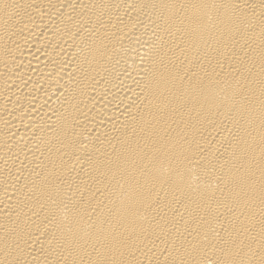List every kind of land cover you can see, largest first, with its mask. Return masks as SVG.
I'll use <instances>...</instances> for the list:
<instances>
[{
  "label": "bare ground",
  "instance_id": "obj_1",
  "mask_svg": "<svg viewBox=\"0 0 264 264\" xmlns=\"http://www.w3.org/2000/svg\"><path fill=\"white\" fill-rule=\"evenodd\" d=\"M0 264H264V0H0Z\"/></svg>",
  "mask_w": 264,
  "mask_h": 264
}]
</instances>
